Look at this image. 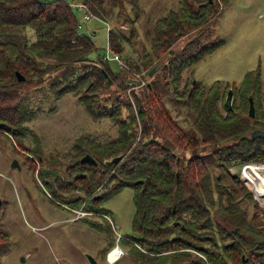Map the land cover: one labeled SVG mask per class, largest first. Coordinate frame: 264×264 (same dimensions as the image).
I'll return each mask as SVG.
<instances>
[{"label":"trees","instance_id":"1","mask_svg":"<svg viewBox=\"0 0 264 264\" xmlns=\"http://www.w3.org/2000/svg\"><path fill=\"white\" fill-rule=\"evenodd\" d=\"M215 2L181 0L178 9L147 18L151 26L145 31L148 44L138 51L140 64L127 62L132 69L144 67L146 76L157 62L163 63L153 74L154 80L140 87V94L139 88L132 91L134 101H124L121 95L134 79L132 69L125 66L115 72L108 59L92 57L97 51L93 34L79 32L82 15L71 0H0V132L7 131L16 139L20 136L35 117L26 93L45 86L56 98L77 95L94 119L107 118L116 127L115 134L107 140L91 134L76 139L64 155L68 162L63 173L50 171L45 181L54 199L64 198L77 206L83 203L82 210L105 215L108 212L95 210L93 204L125 186L132 187L133 228L141 236L122 235L119 241L131 239L143 246V250L131 247L139 264H264V223L247 217L243 205L235 207L233 197H228L227 205L218 202L214 197L218 190L211 187L215 177L208 161L227 169L264 161V135L254 139L249 135L256 127L264 130V83L259 72H248L238 86L232 85L235 104L228 113L223 102L231 85L221 81L206 85L194 78V65L211 50L210 44L202 42V35L215 13ZM83 3L102 19L115 13L120 23H114L116 29L109 26L108 35L115 51L125 50L123 39L129 44L137 41V22L145 12L140 0ZM17 72L25 79L19 80ZM161 81L164 88H159ZM165 91L185 108L193 130L174 117L162 97ZM249 93L256 105L253 118L248 115ZM87 153L95 162L81 161ZM116 156L119 159L112 162ZM36 157L43 163L42 153ZM30 161L35 171L36 163ZM252 168L262 169L264 163H251L240 170ZM42 169L40 166L39 175ZM240 175L255 192L263 194L264 174ZM229 176L247 200L260 207L243 181ZM220 180L217 176L213 183L217 188ZM216 217L243 231H232ZM219 234L223 239H238L221 248ZM244 253L248 254L246 260Z\"/></svg>","mask_w":264,"mask_h":264},{"label":"rangeland","instance_id":"2","mask_svg":"<svg viewBox=\"0 0 264 264\" xmlns=\"http://www.w3.org/2000/svg\"><path fill=\"white\" fill-rule=\"evenodd\" d=\"M180 1L140 0L145 12L137 22L138 39L131 44L120 39L125 50L119 53L122 58H126L121 63L112 57L118 51L110 46L108 36L109 26L116 29L115 13L105 19L92 16L82 29V33L93 34L97 45V51L92 53V57L103 58L108 54V65L115 72L121 70V65L132 69L127 59L133 65L140 64L138 51L142 45L148 44L145 31L151 26L147 18H156L170 9H178ZM71 2L83 3L84 0ZM128 12L130 13L129 10ZM78 13L81 16V12ZM124 31L128 34V30ZM202 42L210 44L211 50L194 65L195 79L206 85L221 81L238 86L248 72L255 71L259 72L264 83V0H216L215 13L211 16L209 27L203 32ZM121 49L124 47L121 46ZM142 68L140 71L132 69L133 80L138 83L143 76L144 81H153L154 76L144 75L145 68ZM161 86L164 88L162 81L159 88ZM140 87L137 84L132 88L127 83L121 99L134 101L132 91L139 88L137 92L140 94ZM115 88L112 86V89ZM26 96L28 105L35 111V117L25 124L28 130L24 128L17 139L7 131L0 132V264H90L84 255L85 251L94 255L101 264H139L131 254V247L133 244L143 250V246L131 239L128 243L122 241L125 237L141 236L133 228L135 204L132 187L125 186L109 198L93 204L95 210L108 212L109 215H105L104 212L82 210L83 203L77 206L64 198L54 199L45 181L50 171L56 169L63 173L68 162L64 155L76 139L91 134L107 140L115 134L116 127L107 118L94 119L85 110L77 95L69 93L56 98L45 86L30 88ZM162 97L174 117L187 130H193V123L187 117L185 108L171 98L172 94L165 91ZM35 150L42 153L43 163L37 160L39 153ZM209 157L206 159L210 160ZM29 158L36 163L35 171L31 168ZM14 159L18 160L20 166L12 164ZM214 163L208 161L207 164L212 176H221L219 188L213 184L215 178H212L211 187L218 190L214 194L215 199L227 205L228 197H233L236 200L235 207L243 205L248 210L247 217H255L252 221L258 224L264 223V192H255L241 177L240 169L245 165H232L230 171L227 166ZM40 166L43 168L41 175L38 174ZM229 174H235L243 181L258 200L260 207L247 200L240 185L235 184ZM216 218L221 225H227L232 231H243L239 230L241 228L238 225L232 226L219 217ZM93 225H97L96 228ZM114 228L124 236L120 241ZM237 239L235 236L223 239L219 234L218 246L222 248L224 243L230 244ZM117 245L122 247L124 254L114 261L109 260V251ZM243 257L248 259V254L244 253Z\"/></svg>","mask_w":264,"mask_h":264},{"label":"water","instance_id":"3","mask_svg":"<svg viewBox=\"0 0 264 264\" xmlns=\"http://www.w3.org/2000/svg\"><path fill=\"white\" fill-rule=\"evenodd\" d=\"M211 2L213 0H210ZM161 61L157 62L149 71H148V74L149 75H153L155 73L156 70H158V68L161 66ZM17 75H18V79L19 80H24L25 79V76L23 74H21L20 72H17ZM233 95H234V91H233V88L230 87L227 91V95H226V98H225V101H224V109L226 112H229V110H232L233 108ZM249 115L251 117H254L255 116V106H254V102H253V98L250 97V105H249ZM251 137L254 139L256 138L257 136H260V135H264V131L261 130V129H254L251 131ZM120 156H116V157H113L111 159L112 162H115L119 159ZM81 161H90V162H95V159L92 155H90L89 153L85 154L82 156L81 158ZM13 165H19L18 163V160L15 159L13 160L12 162ZM235 175V174H233ZM236 176V175H235ZM99 195H96V197H98ZM1 198H0V204H1ZM84 255L86 256L87 260L89 261L90 264H101L100 261L94 256L92 255L91 253L89 252H84Z\"/></svg>","mask_w":264,"mask_h":264},{"label":"built area","instance_id":"4","mask_svg":"<svg viewBox=\"0 0 264 264\" xmlns=\"http://www.w3.org/2000/svg\"><path fill=\"white\" fill-rule=\"evenodd\" d=\"M71 4L78 12H81L82 17H81V20L79 22V32L82 33V29L85 26V22L87 20H90L92 18V16H94V15L86 10V8H85L86 6H85L84 3H79V2L73 3V2H71ZM107 57H108V54H105L103 56L104 59H108ZM112 57L115 58L116 60H119L120 63L123 62L122 61L123 58H122V56L119 53H115ZM121 67H124V66L121 65ZM128 83H129V87L134 88V86L137 85V84H138V86H142V84L143 85L146 84V81H144V79L143 80L140 79V81L138 83H136L135 80H129ZM249 164H251V163L242 164V166L243 165L247 166ZM239 166H241V165H239ZM229 170L231 171V169H229ZM78 212L84 213L83 211H78ZM116 233L118 234V237L122 236V235H120L119 232L116 231ZM111 253H114L113 258H111V256H110ZM123 254H124V250L122 249V247H120V245H117V246H115L114 248H112L109 251L108 258H109V260H113L114 261L115 259H117L118 257L122 256ZM113 261H110V262H113Z\"/></svg>","mask_w":264,"mask_h":264},{"label":"flooded vegetation","instance_id":"5","mask_svg":"<svg viewBox=\"0 0 264 264\" xmlns=\"http://www.w3.org/2000/svg\"><path fill=\"white\" fill-rule=\"evenodd\" d=\"M230 87H232V85L230 86ZM229 87V88H230ZM233 88V87H232ZM228 91V90H227ZM234 91V90H233ZM263 93H264V91H263ZM226 95H227V92H226ZM226 95H225V98H226ZM250 97H252L253 98V102H254V106H255V112H256V105H255V99H254V96H253V94H251V93H249V95H248V101H249V103H248V112H249V105H250ZM225 98H224V101H225ZM234 104H235V99H234V95H233V108H234ZM223 106H224V102H223ZM233 108H232V110H233ZM224 109V108H223ZM224 111H225V109H224ZM229 111H231V110H229ZM225 113H228V112H226L225 111ZM248 115H249V113H248ZM255 115H256V113H255ZM249 117H251L250 115H249ZM255 117V116H254ZM251 118H253V117H251ZM254 129H260V127H256V128H254ZM254 129H251L250 131H249V135H250V137H251V131L252 130H254ZM262 130V129H261ZM264 131V130H263ZM260 136H262V135H260ZM258 137V136H257ZM252 138V137H251ZM253 139V138H252ZM15 160V159H14ZM244 170H254V171H256V172H258V173H261V174H264V168H262V169H242V170H240V171H244ZM252 173V172H251ZM253 173H255V172H253ZM263 177H264V175H263Z\"/></svg>","mask_w":264,"mask_h":264},{"label":"bare ground","instance_id":"6","mask_svg":"<svg viewBox=\"0 0 264 264\" xmlns=\"http://www.w3.org/2000/svg\"><path fill=\"white\" fill-rule=\"evenodd\" d=\"M253 173V172H256L254 170H244V171H240V174H248V173ZM114 253H111L110 256L111 258L113 257Z\"/></svg>","mask_w":264,"mask_h":264}]
</instances>
